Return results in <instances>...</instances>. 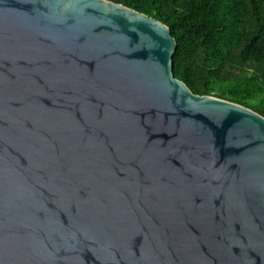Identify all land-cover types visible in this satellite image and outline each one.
Here are the masks:
<instances>
[{"label": "water", "instance_id": "water-1", "mask_svg": "<svg viewBox=\"0 0 264 264\" xmlns=\"http://www.w3.org/2000/svg\"><path fill=\"white\" fill-rule=\"evenodd\" d=\"M176 48L108 0H0V264H264V117Z\"/></svg>", "mask_w": 264, "mask_h": 264}, {"label": "trees", "instance_id": "trees-1", "mask_svg": "<svg viewBox=\"0 0 264 264\" xmlns=\"http://www.w3.org/2000/svg\"><path fill=\"white\" fill-rule=\"evenodd\" d=\"M170 29L174 78L264 117V0H108Z\"/></svg>", "mask_w": 264, "mask_h": 264}]
</instances>
